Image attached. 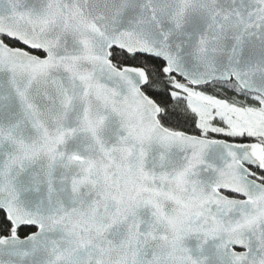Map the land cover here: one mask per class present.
Listing matches in <instances>:
<instances>
[{"label":"snow or ice","instance_id":"6c2138e0","mask_svg":"<svg viewBox=\"0 0 264 264\" xmlns=\"http://www.w3.org/2000/svg\"><path fill=\"white\" fill-rule=\"evenodd\" d=\"M0 264H264V0H0Z\"/></svg>","mask_w":264,"mask_h":264}]
</instances>
